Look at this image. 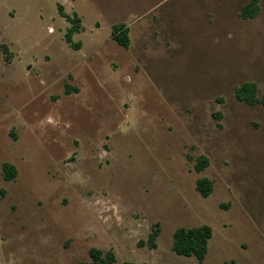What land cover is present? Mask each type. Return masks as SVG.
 I'll use <instances>...</instances> for the list:
<instances>
[{
	"label": "rangeland",
	"instance_id": "obj_1",
	"mask_svg": "<svg viewBox=\"0 0 264 264\" xmlns=\"http://www.w3.org/2000/svg\"><path fill=\"white\" fill-rule=\"evenodd\" d=\"M249 1L0 0V264H93L92 248L114 264H264V106L235 96L264 93V0L244 20ZM60 8L81 19L79 49ZM201 225L205 260L176 254V229Z\"/></svg>",
	"mask_w": 264,
	"mask_h": 264
},
{
	"label": "trees",
	"instance_id": "obj_2",
	"mask_svg": "<svg viewBox=\"0 0 264 264\" xmlns=\"http://www.w3.org/2000/svg\"><path fill=\"white\" fill-rule=\"evenodd\" d=\"M260 12L259 0H250L245 4L240 12V17L244 20L254 19L258 16ZM60 14L67 18L72 26L67 31L65 38L66 42L73 46L75 49H79L80 44H75L73 42V36L80 32L82 29L81 19L75 14L74 17H71L68 14H65L60 8ZM130 28L125 23H117L113 25L112 28V38L119 45L128 49L131 44L130 39ZM1 37V30H0ZM2 53L4 54L5 60L9 62L12 58V53L7 46L3 43L0 46ZM77 91L76 88L73 89ZM66 94L71 93L70 86H66ZM235 96L238 101L249 105L264 106V93L259 95L258 86L254 82H244L241 85L235 88ZM220 117V114L218 115ZM209 161L206 157H201L196 164V170L202 171L207 167ZM2 173L7 181H12L16 179L18 175L17 168L9 163L5 162L2 164ZM197 191L203 198H207L213 192V184L207 178H203L197 181L196 185ZM160 235V226L159 224L152 230V233L149 236L148 244L151 248H156L157 238ZM213 236V229L209 225H201L197 227H179L173 234V243L172 250L181 256L185 257H195L199 262H203L208 254L209 250V241ZM90 255L93 259V264H114L116 262V256L113 251H108L107 253L102 252L101 250L92 248L90 250ZM125 264H149V263H134L126 262Z\"/></svg>",
	"mask_w": 264,
	"mask_h": 264
}]
</instances>
